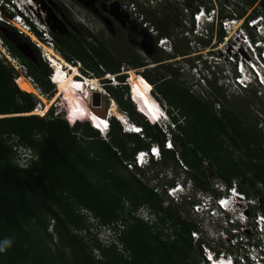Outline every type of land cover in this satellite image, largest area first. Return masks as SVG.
Returning a JSON list of instances; mask_svg holds the SVG:
<instances>
[{
	"label": "trees",
	"instance_id": "trees-1",
	"mask_svg": "<svg viewBox=\"0 0 264 264\" xmlns=\"http://www.w3.org/2000/svg\"><path fill=\"white\" fill-rule=\"evenodd\" d=\"M257 2L262 0H247L246 4L250 7ZM57 10L62 15L59 7ZM245 13L241 9L238 16ZM230 16L221 11L222 19ZM78 26L80 30L73 31V35L52 32L57 49L69 61H79L96 76L104 72L118 74L121 67L135 69L146 65L139 55L117 59L98 41L99 37L84 25ZM219 36L220 39L224 36L221 29ZM0 37L10 52L28 65L29 73L44 94L53 96L56 89L49 78L52 69L30 38L6 23L0 25ZM14 39L32 46L39 66L18 50ZM187 51V48L176 49L165 60L179 53L188 54ZM151 58L157 63L162 61L155 55ZM156 68L160 78L161 67ZM138 74L146 78L155 95L152 84L164 99L156 95L178 130L173 135L174 150L163 148L166 133L131 89L129 74L116 75L119 83L107 84L106 89L120 109L143 126L144 135L122 132L120 122L112 117L108 139H104L92 127L90 119L74 109L75 99L67 94L62 95V100L70 104L69 118L65 111L54 110L47 116L24 115L32 112L40 99L19 87L18 71L0 57V115H3L0 117V264H192L190 259L195 262L197 250L190 235L195 225L181 215L183 204L167 203L164 194L155 192L148 180L141 179L147 168L129 170L123 163L152 143H158L163 150L162 160L152 166L161 169L177 166L178 154L188 167L187 174L196 189L217 194L212 187L214 179L227 184L237 181L240 190L248 196H259L264 208V128L260 126L263 119L256 109H251L253 104L259 107L263 103L257 89L246 90L248 101L233 104L217 81L197 93L170 74L160 85L149 74ZM130 91L139 110L131 100ZM164 101L178 110L182 122ZM19 147L31 149L37 158L21 166L20 160L17 161ZM141 205H147L156 214L154 224L133 216L132 212ZM85 212L92 214L98 225L123 220L126 227L119 236L121 250L115 244L108 246L98 240L92 230L94 223L88 221Z\"/></svg>",
	"mask_w": 264,
	"mask_h": 264
},
{
	"label": "built area",
	"instance_id": "built-area-1",
	"mask_svg": "<svg viewBox=\"0 0 264 264\" xmlns=\"http://www.w3.org/2000/svg\"><path fill=\"white\" fill-rule=\"evenodd\" d=\"M44 2L45 0H12L10 2L1 0L0 17L4 19L7 25L15 26L20 35L27 33L31 36V34H35V38L32 37L33 44L42 51V58L50 61L48 48L54 49L56 43L49 31V14L47 13L48 10L45 9ZM258 3L260 2H257L254 7L251 6L249 11L258 7ZM222 6L228 8L232 16L222 19L220 17ZM199 7L200 9L196 11H190L191 18L196 23H201L202 14L207 20H215L214 30L210 35L206 31L197 34V31L189 29L184 32L185 36L192 38V47L199 51L198 59L189 67L198 71L200 81L204 82V85H207V81L208 85L212 81H217L218 85L237 94L254 88L255 85L264 86L262 79V75H264V13L258 11L253 16L250 13H245L239 17L238 12L234 11L231 4L226 2H221L220 9L217 3L209 6L211 8L206 12L204 10L208 9V6L200 4ZM4 11L7 13L14 11L15 13L10 16ZM220 29L224 31V36L221 39L219 36ZM198 35L208 40H198ZM217 38H219V42ZM167 40L165 37L159 43L164 50H169ZM213 40L215 41L213 42ZM3 46L4 43L0 37V47ZM205 49L206 51L202 53ZM188 55L183 57H189ZM10 57L9 60L12 63H17L14 57L13 59ZM50 63L53 62L50 61ZM70 65L79 69L81 63L71 61ZM22 66L23 77L34 89L31 94L37 98L44 95L35 78L24 65ZM106 75L110 76V74ZM20 77L16 78L17 83H19ZM51 78H54V73ZM73 82L75 83L71 84L74 86L78 85L76 83H82L81 79L76 76L73 77ZM105 96L110 97L108 94ZM40 103L41 101L38 104L40 105ZM113 104L112 101L104 117L106 120L113 116L111 110ZM118 111L120 117H117L123 121L122 131L124 133L137 131L140 128L130 120L127 111L120 108ZM180 121L182 122V120ZM103 127H99L100 136L108 139L109 130L105 129L104 124ZM174 133L166 135L163 143L165 150L175 149ZM140 135L143 136L144 132H141ZM162 157V147L158 143H152L147 148L137 150L133 159L124 160L123 163L129 170L148 168L153 163L160 162ZM176 158L179 165L172 164L165 168L167 170L160 169V171L155 172L153 175L156 179L159 178V180L157 179L158 183L152 184L149 181V184L155 192L165 195L168 199L167 203L189 205L190 212L184 217L195 225L190 231V235L197 250V260L193 262L190 259V263L264 264V208L262 209L261 198L248 196L240 190L237 181L227 184L220 179H214L212 187L217 191V194L196 189L193 179L187 174L188 167L178 154ZM176 169L181 170L176 172ZM167 176L170 179H167ZM164 177L166 182L162 183L161 179ZM125 206L128 209L129 202H126ZM132 214L149 224H154L157 221L156 214L147 205L139 206ZM87 218L97 221L91 214H88ZM125 227L126 224L120 219L111 224L99 225L95 231L93 228L92 230L102 244L108 246L115 244L118 250H121L122 244L119 242V236Z\"/></svg>",
	"mask_w": 264,
	"mask_h": 264
},
{
	"label": "rangeland",
	"instance_id": "rangeland-1",
	"mask_svg": "<svg viewBox=\"0 0 264 264\" xmlns=\"http://www.w3.org/2000/svg\"><path fill=\"white\" fill-rule=\"evenodd\" d=\"M104 1L107 2L108 5H110L111 3L112 4L113 3L119 4L120 12L122 11V13H121V14H123L122 17H119V16L117 17L115 15L113 16L109 13L106 15L113 25L111 27V30H114V29L118 30L116 34L115 33L113 34V32L111 30L106 29V26L102 20H99L96 18H94L93 20H89V19L86 20L85 18H87V14L82 13L77 2H74L72 0H45V2L47 3L46 4L44 2V5H46L45 9L48 10V12L46 10L45 13L47 12L49 14L48 15L49 17H50V14L53 15V18H51V20L50 19L48 20V24H49V28H50L49 29L50 34L52 35V32L61 33L62 31H64L63 29H65V28H64L63 22H62V15L58 14L57 9H58V7H61V5H64V6L67 5L66 7H68L67 8L68 11L70 12L71 15H73L72 19H74L73 20L74 24L77 26L78 24L81 23V21H84L85 23H87L88 26L90 28H92V30H94L95 34L93 32L92 33L95 36L100 38V40H98V41H100L103 44V47L106 50L110 51V53L112 55H114L117 59H122V58L131 59L134 56L139 55L143 59V63L147 65V66L143 65V66L135 68V69L134 68L127 69V66H126V68L121 67V72L118 73L119 75L125 74L126 71L128 70V73L130 74L129 77H132V79H136L139 77L138 73L142 74L145 72V73L149 74L155 80V82L158 85H160L162 83V81L164 80L163 78H169L170 75H172L174 78L178 77V79L181 82L190 85L193 88V90L197 93H202L205 88H208L207 87L208 81H207V85H204L203 84L204 82H201L199 79L198 71H195L192 67H189V65H191L192 63L193 64L195 63L196 59H198L197 55L199 54V51H196V49H194L192 47V44H193V42H191L192 38H188L184 34L186 29L191 30V27H193V25L191 24V20H190L192 16H190V14H189V12L191 11V8L195 5H198V4H203V5H206L209 7V6H212V5L217 3V5L219 6V9H220L221 8V2L222 3L226 2V3L231 4L232 9L234 11H237L238 13H239V11H241V9L246 10V13H248V14L250 13L252 15L258 11L264 13V0H262V2H260V3H258V7H256L255 9H253L251 11H249L251 6L248 7V5L246 4L247 0H165L163 2H158V0H156L157 2L151 0L152 1L151 3H148V0H104ZM123 1L125 2V4ZM146 3H148V4H146ZM222 7L223 8L221 11H223L224 14L230 13V10L228 8H225L224 6H222ZM253 7H254V5H253ZM76 14H78V15H76ZM158 18L163 19V21H161L163 29L168 30V31L173 33V36L171 37V40L173 43H169L167 45L169 50H164V49L157 46L158 43H156L155 40L152 41V43L156 44V46L158 47V48H156V46H155L154 55L161 60H165V56L168 55V52L173 53L174 50L176 51V49L179 51H183L187 48V50H188L187 53L190 54L188 56L191 59L189 62L186 61L185 59H181V58H183L182 53H179L177 57H174L171 60H165L166 62L164 65H158V63L155 60L148 57V55L146 54L143 43L146 42L147 34L152 33V32H149V28L152 27L153 22H151L150 26H146L145 21L149 22L150 20H154L157 22ZM58 20H59V22H58ZM186 21H187V23H186ZM188 22H189V24H188ZM52 27H54V28H52ZM72 27H74L73 24H71V26L69 27L70 30L72 31L71 35H73V31H78L77 29L72 28ZM157 28L158 27L155 26L156 30H157ZM144 29H147V30H144ZM158 30L160 31L161 28ZM155 33H157V32L155 31ZM40 34L42 35L41 32H40ZM25 35L28 36L30 38V40L32 41V39H33L32 36H30L27 33ZM18 41L23 42V43H28V42H25V41L20 40V39H17V42ZM214 41L215 40H213V42ZM217 41L218 42L220 41L219 38H217ZM210 44L212 45L211 42H210ZM54 50L57 52V54H59L62 58H64L63 55L60 53V51L57 49V47H55ZM204 51H206V49L203 50L202 53H204ZM208 51H212V50H208ZM9 56H11L10 57L11 59H13V57H14L17 60V63H12L9 60ZM0 57L4 58V60L6 62H8L12 67H14L15 70L18 71V77L23 76V68H22L23 66L22 65H24L28 69V71L30 72L28 65H26L18 56L11 53L10 50L5 45L3 47H0ZM64 59L67 60L69 63H71V61H69L68 59H66V58H64ZM79 67H80L78 69L79 74L76 77H78L80 79L84 78V80L86 79L85 77H88L90 79L91 78H97L98 80L100 79V83L102 85V90H103L102 94L100 93L102 96V99L105 96V94H108V91L106 89L107 84L117 85L119 83V81L116 78V75H118V74L112 73L113 77H111V78H115V80H113V79L109 80V79H106L105 72L103 73L102 76H96L90 70L88 71L86 69L87 70L86 71L83 68L84 66L82 63H81V66L79 65ZM156 67H161L160 69H158L160 71V73L162 74L160 76V78L157 77V75H156L157 72L154 70V69H157ZM100 68L102 69V66ZM84 71H86L87 73ZM102 71H103V69H102ZM70 72L73 73L74 70H71ZM17 84L19 85V83H17ZM19 87H20V85H19ZM130 87H131V89H133V86L130 85ZM151 87L155 90L154 92L156 93V95L158 97H160L161 99H163L159 90H157L154 87V85H151ZM55 89H56L55 90L56 92L53 96H50L49 94H44V95H41L40 97H38L41 101L39 108H42V107L49 105L48 106L49 108L46 111L47 113L45 112V114L39 115V116H44V115L47 116V114L52 110H54L55 113L61 112V111L63 113V111L68 109L67 103L62 100V95L64 94V92L59 93V85L55 86ZM250 89H257L258 96L262 98V100H261L263 102L262 105L258 104L260 106L256 107V105L253 104L251 109L252 110L256 109L257 115L263 119L260 126L262 125V127L264 128V108L261 109V107H264V90L261 87H259V85H255L254 88L252 87ZM72 90H74V89L72 88ZM25 91L32 93V92L27 91V90H25ZM225 93L227 94V99L230 100L231 103H233V104L234 103L238 104L242 100L246 101L247 99H249V97L246 94V90L237 94V93H231V91L226 88ZM93 94H94V92L92 93V96L89 97L90 98L89 101L91 102V104H94L95 108H103V106H104L103 103H101V102L98 103L97 100L94 98ZM164 104H166V106L169 107L173 111V113L176 114V117L179 120H182L181 117L179 116V114H177L178 110L176 108L167 104L166 101H164ZM37 105H39V104H37ZM116 105H117L116 109L119 110L120 107L118 106L117 102H116ZM216 109L218 110L219 107L216 106ZM24 115H30V114H24ZM2 116L3 115H0V117H2ZM171 121H172V119H171ZM169 123H172V122L166 121L163 118H159L158 125H161L163 128H165L166 126H169ZM171 128H172V126H171ZM137 131H134V132H137ZM173 132H176V131L173 130ZM127 133H130V132H127ZM132 145L133 144H131V146ZM208 163H209L208 161H205V165H209ZM160 169H161L160 166L148 167L147 169H144L147 171L146 174L144 176L141 174L140 178L144 179V180H148L152 184H154V182L158 183L157 179L159 180V178L156 179L153 174L157 171H160ZM164 170H167V169H164ZM164 170H162V171H164ZM180 170L181 169H176V172H178ZM167 179H170V177L167 176ZM161 180H162V183L166 182L165 177ZM183 206L184 207H181V215H183V216L188 215V213L190 212L189 205L183 204ZM88 221L95 222L91 218H88ZM95 223H96V226H93L94 231L99 226L97 224L98 223L97 221Z\"/></svg>",
	"mask_w": 264,
	"mask_h": 264
},
{
	"label": "bare ground",
	"instance_id": "bare-ground-1",
	"mask_svg": "<svg viewBox=\"0 0 264 264\" xmlns=\"http://www.w3.org/2000/svg\"><path fill=\"white\" fill-rule=\"evenodd\" d=\"M204 16L202 14V18L200 19V22H203ZM32 37L35 38L33 34H31ZM49 51V59L50 61L53 62V65L55 67L54 73V82L56 86L59 85V93L64 92V94L69 95L73 99H75V103H72V106L74 109L79 112L80 114L88 117L92 123V125H95L97 127H103V123L105 122V118L96 113L94 111L93 107L91 106V102L87 99H84V97H80V93L77 91L72 90L71 88V83L73 82V77L77 76L79 73L77 68H74L70 65V63L62 58L59 54L54 49H51L50 47L48 48ZM67 66L71 70H74L73 73H66L63 71V68L61 67ZM127 74L128 70L126 71ZM130 75V74H129ZM86 79L84 80L81 79L82 83H76L79 86H83L84 88H88V94L86 95L87 98L92 96L93 92L101 93L103 92L102 86L100 83V79L98 80L97 78H88L85 77ZM262 79L264 80V75H262ZM75 80V79H74ZM19 85L22 89L27 90V91H34L32 85L27 81V79L23 76L20 77L18 80ZM129 83L131 86H133V91L137 93L139 96L143 106L147 110V112L152 116V118L159 123V118H163L166 121H170L172 123H169V126H166L165 128L162 127L163 131L166 133V135H172L173 130L178 131L177 127L175 126L173 120L171 121V118L167 114L164 106L160 102L159 98L152 92L151 88L149 85L146 84V81L143 77L139 76L136 79H132V77H129ZM58 84V85H57ZM79 88V87H77ZM81 98V100H77V98ZM90 103V104H89ZM48 104V103H47ZM49 105L38 108L33 110L32 112L24 113V114H30V115H43L45 112L48 110ZM100 110V109H97ZM112 113L113 115H116L120 117V112L116 109V102L114 101V104L112 105ZM172 126V128H171ZM175 127V128H174Z\"/></svg>",
	"mask_w": 264,
	"mask_h": 264
},
{
	"label": "flooded vegetation",
	"instance_id": "flooded-vegetation-1",
	"mask_svg": "<svg viewBox=\"0 0 264 264\" xmlns=\"http://www.w3.org/2000/svg\"><path fill=\"white\" fill-rule=\"evenodd\" d=\"M72 1L77 2V4H78L80 10L82 11V13L87 14V18H85L86 20L87 19L93 20L94 18L102 20L104 22L105 26H106V29H109V30H111V27L113 25H112L111 21L109 20V18L106 15L109 13V14H111L113 16L115 15L117 17L118 16L119 17L123 16V14H121L122 11L120 12L119 4H117V3H113V4L111 3L110 5H108V3L105 2L104 0H96L95 4H92V2L90 0H82V2H78L76 0H72ZM66 6L61 5V7H59V9H61L63 11L62 12V22H63V26L65 28L63 30H64V32L66 34L71 35L72 31L69 28L71 26V24L74 25V27H72V28H75L78 31L80 29H79V26H78L79 24L77 26L74 24V22H73L74 19H72L73 15L70 14V12L67 9L68 7H66ZM76 15H78V14H76ZM161 21H163V19H159V18L157 19V22L154 21V20H150L149 22L145 21L146 26H150L151 22H153L152 27L149 28V32H152V33L151 34L150 33L147 34L146 42L143 43L145 51H146V54L148 55L149 58L154 56V53H155L154 49H155L156 44H153L152 41L155 40V42L157 43V40H158L159 37L162 36L161 35L162 33H165L166 36H168L169 38H171L173 36L172 32L163 29ZM80 24L84 25L90 32L94 33V30H92V28H90L88 26V24L85 23L84 21H81ZM155 26L158 27L157 30L155 29ZM159 27L161 28L160 31L158 30V29H160ZM144 30H147V29H144ZM111 31L113 32V34L114 33L116 34L118 30L114 29V30H111ZM155 31L157 33H155ZM89 40H92V38L89 37ZM156 48H158V47L156 46ZM185 55H188V54H185ZM185 55H182V57L185 56ZM181 59H185L188 62L191 60L189 57H183ZM165 62H166L165 60H162V61L158 62V65L165 64Z\"/></svg>",
	"mask_w": 264,
	"mask_h": 264
},
{
	"label": "clouds",
	"instance_id": "clouds-1",
	"mask_svg": "<svg viewBox=\"0 0 264 264\" xmlns=\"http://www.w3.org/2000/svg\"><path fill=\"white\" fill-rule=\"evenodd\" d=\"M1 1V0H0ZM9 2L10 1H12V0H8ZM152 1H156V0H152ZM151 0H148V3H151L152 2ZM163 1H165V0H158V2H163ZM157 2V1H156ZM148 3H146V4H148ZM199 5L200 4H198V5H195V6H193L191 9V12H193V11H196V10H198V9H200V7H199ZM209 10V8L208 9H205L204 11L206 12V11H208ZM191 12H189V14H190V16H191ZM4 13H6V14H8L9 15V13H7V11H4ZM12 13H13V15H14V11H12ZM21 13H23V12H21ZM12 15V16H13ZM11 16V15H10ZM191 20V24L193 25V27H191V30H195V31H197V34L198 33H201V32H207L209 35H210V33H212L213 32V30H214V21L215 20H207L206 18H204V20H203V22H201L200 24H198V23H196L192 18L190 19ZM1 23H5V21H4V19L2 18V17H0V25H1ZM167 38L168 40H167V44H169V43H173L172 42V40H171V38H169L168 36H161V37H159L158 38V40H157V46L158 47H160V48H162V46H160V40L161 39H163V38ZM197 39L198 40H202V41H206V40H208V39H205L204 37H202V36H200V35H198L197 36ZM163 49V48H162ZM168 53H172V52H168ZM43 59V58H42ZM43 61H45L49 66H50V68L52 69V72H51V74H50V76H49V78H50V81L56 86V84H55V82H54V80L51 78L52 77V74H53V71H55V67H54V65H53V63H50V61H46V60H44L43 59ZM206 66H207V64H206ZM208 67V66H207ZM63 68V71L64 72H66V73H71L70 71H71V69L70 68H68L67 66H62L61 67V69ZM106 74H110V76H107ZM142 75V74H141ZM105 77H106V79H109V80H115V78H111V77H113L112 76V73H109V72H105ZM78 78V77H77ZM78 79H80V78H78ZM146 79V78H145ZM128 81V80H127ZM70 83H72V82H70ZM153 85V84H152ZM77 87H79V88H77ZM259 87H261L262 89H264V86H262V85H259ZM71 88H73L74 89V91H77L78 93H80V97H84V99H87V100H89L90 98H87L86 97V95L88 94V88L86 87V88H84L83 86H79V85H77V86H74V85H71ZM77 98V100H81V98ZM130 97H131V100L132 101H135V99L133 98L134 96H133V94L131 93V91H130ZM108 99H109V101H108V106H107V108H106V113H107V111H108V108L110 107V105H111V103H112V101L114 102L115 100L114 99H112V98H110V97H108ZM111 99H112V101H111ZM65 102L67 103V105L69 106L70 104H69V102L67 101V100H65ZM135 107H136V109L137 110H139L140 108H139V104L138 103H136V101H135ZM91 106L93 107V109L94 110H97V109H102V108H95L94 107V105L93 104H91ZM40 107V105H37L36 106V108L35 109H38ZM34 109V110H35ZM65 112H66V118H69V115H70V113L68 112V109L67 110H65ZM47 113V112H46ZM45 116V115H44ZM103 116V115H102ZM106 116V115H105ZM105 116H103V117H105ZM112 117H115L119 122H120V125H121V127H122V129H123V127H124V124H123V121L121 120V119H119L116 115H113ZM111 117V118H112ZM130 117V116H129ZM111 118H109V119H107L103 124H104V126H105V129L106 130H110L111 129ZM130 120H132L131 118H130ZM132 122H134V123H136L135 121H133L132 120ZM136 125H138V127H140V128H138V131L137 132H134V131H132V132H130V133H136V134H140L141 132H144V128H143V126L142 125H140V124H138V123H136ZM93 128H95L96 130H100V128L99 127H97V126H95V125H93L92 126ZM102 128H104V127H102ZM123 132V131H122ZM99 134H100V132H99ZM174 134H176V133H174ZM165 137H166V135H165ZM19 159L17 160V161H19L20 160V162H19V164L21 165V166H26V165H28L29 164V162L32 160V159H34V158H37V156L35 157V154L33 153V151L31 150V149H28V148H25V147H19ZM24 162V163H23ZM85 214H87V217H88V214L89 213H86L85 212ZM92 215V214H91ZM94 223V225L93 226H96V223L95 222H93ZM93 226H92V228H93Z\"/></svg>",
	"mask_w": 264,
	"mask_h": 264
},
{
	"label": "water",
	"instance_id": "water-1",
	"mask_svg": "<svg viewBox=\"0 0 264 264\" xmlns=\"http://www.w3.org/2000/svg\"><path fill=\"white\" fill-rule=\"evenodd\" d=\"M76 1L82 2V0H76ZM90 1L92 2V4H95L96 3V0H90ZM51 18H53V15L50 14L49 19L51 20ZM52 28H54V27H52ZM63 32L64 31H62L61 33H63ZM14 42L16 43V46H17L18 50L25 57H27L28 59H30L31 61H33V63H35L36 65L39 66V61H38L37 55H36L34 49L32 48V46L29 43H23V42H19V41L17 42L16 39H14ZM93 96L97 100L98 103L101 102L104 105L102 109H100V110H94V111H96V113H98L100 115L105 116L106 115V108L108 106V101H109L108 97L107 96H104L103 99H102L101 94L100 93H97V92H94Z\"/></svg>",
	"mask_w": 264,
	"mask_h": 264
}]
</instances>
